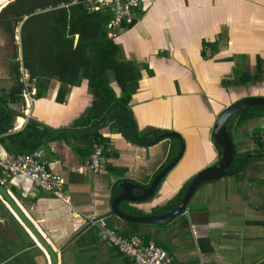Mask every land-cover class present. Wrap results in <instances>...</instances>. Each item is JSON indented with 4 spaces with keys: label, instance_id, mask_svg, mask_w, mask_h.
Returning a JSON list of instances; mask_svg holds the SVG:
<instances>
[{
    "label": "crops",
    "instance_id": "crops-1",
    "mask_svg": "<svg viewBox=\"0 0 264 264\" xmlns=\"http://www.w3.org/2000/svg\"><path fill=\"white\" fill-rule=\"evenodd\" d=\"M113 37L122 56L140 66L131 105L138 131L157 128L180 138L140 145L107 123L96 130L110 153L102 170L93 172L88 167L92 136L57 132L39 144L40 159L64 177L71 203L21 175L3 185L54 248L57 264H131L103 237L102 224L153 241L174 264H264V150L253 138L254 130L264 128V115L241 123L231 115L228 130L246 165L241 168L240 162L232 172L201 182L176 217L137 223L111 213V201L123 185L134 183L132 192L139 194L138 185L148 186L176 141L184 145L183 152L155 192L140 201L121 200L124 211L135 207L139 214L133 216L166 214L155 209L220 159L223 147L214 135L219 115L242 97L264 96V0H153L135 11L132 25H119ZM238 75L255 78L238 83ZM56 87L51 79L48 91L26 110L7 105L17 113L0 135L22 130L28 117L50 129L81 128L75 122L90 105L88 80L70 86L60 103L54 98ZM254 119H262L261 124ZM1 149L7 150L2 141ZM0 264H51L46 249L1 194Z\"/></svg>",
    "mask_w": 264,
    "mask_h": 264
},
{
    "label": "trees",
    "instance_id": "trees-1",
    "mask_svg": "<svg viewBox=\"0 0 264 264\" xmlns=\"http://www.w3.org/2000/svg\"><path fill=\"white\" fill-rule=\"evenodd\" d=\"M110 20L111 14L107 9L89 10L87 0H10L0 9V34L6 37L12 47L5 55L7 75L9 73L12 82L8 86L0 84V101L6 105H24L20 72L22 66L28 71L29 79L35 86L34 98L48 91L49 81L54 79L57 82L54 98L60 103L65 99L70 86L80 84L83 79L88 80L91 101L86 112L76 120L77 126L95 125L114 110L135 118L131 105L141 75L140 66L135 60L122 56L121 45L108 27ZM19 25L20 42H17L16 28ZM3 48L0 46V50H4ZM254 78L238 75L235 80L245 83ZM16 113L17 110L13 108L6 112L0 104V134L9 130ZM234 115L241 123L245 119L264 115V106L248 105L236 111L232 117ZM108 124L126 140L135 143L127 121L113 119ZM49 130L48 126L38 122L36 118L28 117L22 130L0 135V141L12 153L29 152ZM163 132L161 129L148 128L144 132L138 131V134L143 140H151ZM86 134L92 136L89 153L92 141L96 140L102 145L106 158L110 148L105 145L98 130ZM4 136L7 139L4 140ZM179 147V141L171 144L165 163L174 157ZM240 162L239 167L244 168L247 160L243 161L235 151L234 161L227 168V173L235 170ZM189 181H185L165 205L155 211L167 213L175 209L182 200ZM124 209L130 215L139 214L135 207ZM122 234L127 235L125 232Z\"/></svg>",
    "mask_w": 264,
    "mask_h": 264
},
{
    "label": "built area",
    "instance_id": "built-area-1",
    "mask_svg": "<svg viewBox=\"0 0 264 264\" xmlns=\"http://www.w3.org/2000/svg\"><path fill=\"white\" fill-rule=\"evenodd\" d=\"M153 0H87L89 10L107 9L111 14L108 27L114 35L116 28L121 24L132 25L135 20V11L143 3ZM21 82L23 83L22 96L25 110L32 105L35 86L29 79L28 71L20 67ZM253 138L264 148V130L259 128L253 132ZM92 150L89 153L88 167L93 172H99L104 166L105 156L102 145L92 141ZM43 148L37 146L29 152L12 153L0 150V181L2 184L9 181L14 175L29 178L33 184L46 192H50L67 203H71V196L65 190L64 177L50 169L40 159ZM103 237L115 246L131 264H174L173 258L167 251L153 241H144L141 236L133 234L124 236L115 228L101 225Z\"/></svg>",
    "mask_w": 264,
    "mask_h": 264
},
{
    "label": "water",
    "instance_id": "water-1",
    "mask_svg": "<svg viewBox=\"0 0 264 264\" xmlns=\"http://www.w3.org/2000/svg\"><path fill=\"white\" fill-rule=\"evenodd\" d=\"M7 4V3H6ZM1 106L4 108L6 112H9L8 106L3 103V101H0ZM252 106V105H259L264 106V96H249V97H242L235 101V103H232L228 107H226L222 113L219 115L215 128H214V135L216 138V141L218 144H220L223 147L221 157L218 161H216L213 164L207 165L203 168H201L196 174L191 178L183 196L182 200L178 204V206L168 211L166 214L162 215H155V216H133L126 211H124L120 207V201L121 200H127V201H140L146 199L148 196L152 195L155 192V189L158 185V183L161 181L162 177L166 174V172L169 170V168L173 167L174 164L178 161L180 158L184 145L181 144L180 149L177 151L176 155L171 158L167 164L160 169L155 176L151 179L150 183L146 187H142L141 185H138L141 189V192L139 194H134L132 192V185L134 183H125L124 190L116 195L112 201H111V213L115 216L123 219L124 221L128 222H137V223H152V222H159V221H166L171 218L176 217L183 209L186 208V204L192 194L194 193L196 187L203 181L216 179L219 177H222L227 173V168L231 167L233 161H234V155H235V144L233 137L231 133L228 130V121L233 113L238 111L239 109L245 107V106ZM7 119L5 120V123H7ZM113 119H122L129 123L132 131V136L134 140L140 144V145H152L157 143L160 139L166 138V137H178L180 138V135L177 132L171 131V132H164L157 137L153 138L152 140L145 141L142 140L138 134L137 126L135 123V118H133L131 115H127L119 110L112 111L107 117L99 121L95 125L87 126V127H81V128H51L49 132L43 134L37 143L33 146V148L39 146L45 139L50 137L52 134H55L57 132L67 131V132H89L98 129L99 127L107 124L109 121ZM0 194L3 196V198L11 205V208L15 211V214L18 216V218L21 220L22 224L35 236L38 243H40L48 252L51 258V264H57V253L54 250V248L47 242L46 239L40 234L38 229L35 227V225L30 221V219L24 214V211L19 207L18 203L15 201L13 196L8 192L6 187L1 183L0 181Z\"/></svg>",
    "mask_w": 264,
    "mask_h": 264
},
{
    "label": "rangeland",
    "instance_id": "rangeland-1",
    "mask_svg": "<svg viewBox=\"0 0 264 264\" xmlns=\"http://www.w3.org/2000/svg\"><path fill=\"white\" fill-rule=\"evenodd\" d=\"M10 1V0H9ZM8 1V2H9ZM7 2V3H8ZM2 8V7H1ZM0 8V9H1ZM17 35H16V40L17 42H20V25L16 28ZM0 46L4 47V50H0V84H3L5 86H8L12 82V78L9 75H7V68H6V53L10 52L12 50V47L10 45V42L6 40V37L0 34ZM21 51V49H20ZM254 124H261L262 119H254L252 121Z\"/></svg>",
    "mask_w": 264,
    "mask_h": 264
},
{
    "label": "bare ground",
    "instance_id": "bare-ground-1",
    "mask_svg": "<svg viewBox=\"0 0 264 264\" xmlns=\"http://www.w3.org/2000/svg\"><path fill=\"white\" fill-rule=\"evenodd\" d=\"M9 0H0V8L2 5H4L6 2H8Z\"/></svg>",
    "mask_w": 264,
    "mask_h": 264
},
{
    "label": "clouds",
    "instance_id": "clouds-1",
    "mask_svg": "<svg viewBox=\"0 0 264 264\" xmlns=\"http://www.w3.org/2000/svg\"><path fill=\"white\" fill-rule=\"evenodd\" d=\"M22 112H23V110H22Z\"/></svg>",
    "mask_w": 264,
    "mask_h": 264
}]
</instances>
